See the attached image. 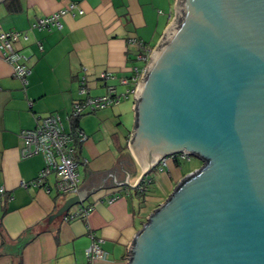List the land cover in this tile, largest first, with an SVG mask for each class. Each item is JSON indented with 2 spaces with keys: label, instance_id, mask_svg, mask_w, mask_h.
<instances>
[{
  "label": "crops",
  "instance_id": "crops-1",
  "mask_svg": "<svg viewBox=\"0 0 264 264\" xmlns=\"http://www.w3.org/2000/svg\"><path fill=\"white\" fill-rule=\"evenodd\" d=\"M72 2L84 12L74 9L60 18V27L30 30L28 39L15 43L29 57L26 86L0 54V264H87L90 231L103 239L102 248L109 253L107 259L93 264H129L134 236L163 203L155 204L159 198L152 194L164 190L169 196L190 172H183L181 160L185 159L170 158L146 171L143 178L150 182L144 192L129 186L145 170L130 147L136 94H126L130 84L121 82L122 77L132 76L134 67L144 65L138 59L142 49L130 39L156 49L178 18L179 0H1L0 32L28 30L39 17ZM106 71L114 77L105 81L100 75ZM83 77L88 95H102L105 84H111L126 96L117 105L70 119L73 102L86 96L80 93ZM52 113L60 115L66 130L79 127L88 136L85 142H73L80 185L93 172L112 167L126 151L136 174L129 184L98 188L49 222L74 195L57 190L55 174L42 185L22 184L37 178L45 159L41 153L21 155V132L35 128ZM154 182L156 192H152ZM80 206L93 209L85 217H66Z\"/></svg>",
  "mask_w": 264,
  "mask_h": 264
},
{
  "label": "water",
  "instance_id": "water-1",
  "mask_svg": "<svg viewBox=\"0 0 264 264\" xmlns=\"http://www.w3.org/2000/svg\"><path fill=\"white\" fill-rule=\"evenodd\" d=\"M178 12L136 91L130 147L144 173L130 185L123 152L49 222L187 152L202 166L143 223L129 264H264V0H179Z\"/></svg>",
  "mask_w": 264,
  "mask_h": 264
},
{
  "label": "built area",
  "instance_id": "built-area-1",
  "mask_svg": "<svg viewBox=\"0 0 264 264\" xmlns=\"http://www.w3.org/2000/svg\"><path fill=\"white\" fill-rule=\"evenodd\" d=\"M74 9H78L80 14L84 12L83 9L78 7V4L72 2L69 6L59 11L39 17L28 30L0 32L1 57L12 66L13 75L19 79L24 86L28 84V76L31 73V69L27 64L29 57L18 50L15 47V43L21 38L28 39L30 30L50 29L53 26L60 27V18L68 13H72ZM130 42L137 44L142 49V52L138 54V59L142 60L144 65L142 67H134L132 76L129 78L122 77L121 82L123 84H130L126 94H129L130 92L136 94L138 85L144 76L146 66L154 48L146 46L141 40L135 38L130 39ZM39 46L42 49L41 43H39ZM100 77L106 81L108 79H112L114 76L111 72L106 71L102 72ZM105 85L106 91L104 94L98 96L88 95L89 90L87 87L86 77H83L81 81L80 93L85 94L86 96L81 99H76L73 102L70 119H77L87 112H95L106 107L117 105L121 101L123 95L126 96V94H119L114 85ZM21 137L24 141L21 148V155L23 157L41 153L45 159V165L39 172L37 178L30 183L23 182V185H42L50 174H55L58 178L56 187L60 193L67 195H76L79 193L78 188L80 187V178L77 172V162L74 158L73 142L75 139H78L81 142H85L88 139L84 130L79 127L73 128L72 130H66L60 115L58 113H52L49 116L41 118L35 128L23 130L21 132ZM178 157L185 160L191 159V155L187 152H182L168 156L164 158L162 162L166 164L168 159ZM142 181L143 185L137 186L139 192H144L143 186L148 184L150 179L143 178ZM112 201L113 199L110 200V202ZM92 209V206H80L76 213L69 214L66 217H85ZM90 237L92 242L86 250L88 259L87 264H93V262L98 259H107L109 253L102 248L101 243L103 239L96 237L92 231H90Z\"/></svg>",
  "mask_w": 264,
  "mask_h": 264
},
{
  "label": "rangeland",
  "instance_id": "rangeland-1",
  "mask_svg": "<svg viewBox=\"0 0 264 264\" xmlns=\"http://www.w3.org/2000/svg\"><path fill=\"white\" fill-rule=\"evenodd\" d=\"M129 124L131 125V119H129ZM181 164H182L183 172H185V174H187L189 171L193 172L196 169L200 168L202 166L203 162L198 157L192 155L190 160H181ZM139 185H142V184H139ZM156 185L157 184H155V182H154V184L152 185V187H153L152 192L153 191L156 192L155 191L156 190ZM152 195H155L156 198H159V199H157L158 201L156 200L157 202L155 204L159 203L160 200H161V202H164L167 199V197H168V195H165V191L164 190H162V191L159 190V192L157 191L156 193H154ZM153 202H155V201L153 200L152 203Z\"/></svg>",
  "mask_w": 264,
  "mask_h": 264
},
{
  "label": "trees",
  "instance_id": "trees-1",
  "mask_svg": "<svg viewBox=\"0 0 264 264\" xmlns=\"http://www.w3.org/2000/svg\"><path fill=\"white\" fill-rule=\"evenodd\" d=\"M141 183H142V180H141V182H140L139 184H141ZM142 185H143V184H142ZM143 187H144V191H145V190L147 189V188H146V185H144ZM145 188H146V189H145Z\"/></svg>",
  "mask_w": 264,
  "mask_h": 264
}]
</instances>
